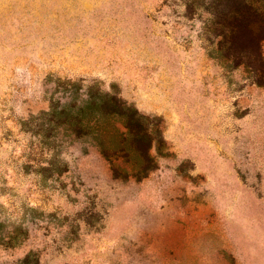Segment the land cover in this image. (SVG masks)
<instances>
[{
	"label": "rangeland",
	"instance_id": "rangeland-1",
	"mask_svg": "<svg viewBox=\"0 0 264 264\" xmlns=\"http://www.w3.org/2000/svg\"><path fill=\"white\" fill-rule=\"evenodd\" d=\"M226 2L0 0V264H264V41L229 53ZM67 81L160 129L147 176L52 117Z\"/></svg>",
	"mask_w": 264,
	"mask_h": 264
},
{
	"label": "trees",
	"instance_id": "trees-1",
	"mask_svg": "<svg viewBox=\"0 0 264 264\" xmlns=\"http://www.w3.org/2000/svg\"><path fill=\"white\" fill-rule=\"evenodd\" d=\"M217 10L231 20L232 32L224 42L229 53L240 62L257 64L264 41L263 0H227L224 10ZM62 86L69 93L52 102V117L74 136L94 144L114 176L140 179L156 167L151 149L160 129H154L135 105L96 85L84 89L67 81Z\"/></svg>",
	"mask_w": 264,
	"mask_h": 264
}]
</instances>
